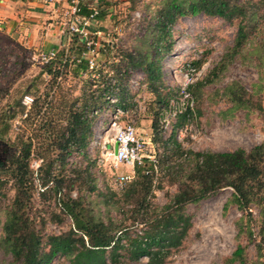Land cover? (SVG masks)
Listing matches in <instances>:
<instances>
[{"label": "rangeland", "instance_id": "1", "mask_svg": "<svg viewBox=\"0 0 264 264\" xmlns=\"http://www.w3.org/2000/svg\"><path fill=\"white\" fill-rule=\"evenodd\" d=\"M258 2L259 14L264 13V0ZM69 3L72 5L70 1ZM156 5L157 0H109L103 18H94L86 26V46L89 50L83 56L93 62L92 75L87 72L74 75L71 63V59L75 57L73 55L68 61L70 64L61 67V74L56 79L46 73L41 74L42 65L47 63L44 57L51 50L40 48L44 39L37 40L40 45L30 44L29 38L18 39L19 33L16 34V30L8 33L0 28V131L6 124L7 116L10 117V122L6 125L9 131L4 138H0L9 146L5 158L19 152L20 136L23 134L24 138L29 133L30 136H35V148L38 147V141L40 144L44 142L41 133L31 132L30 128L23 124L22 120L27 112L32 111L30 107L33 103L25 96L31 99L40 96L41 100L43 94L48 92L47 100L51 107L48 115L57 116L60 108L80 96L84 88L83 80L89 79L90 76V79L96 82L91 85L92 90L97 85L102 86L105 81L108 82L113 91L107 95L108 102L104 109L95 113L87 156L84 157L78 150L73 149L61 163L57 154L51 169L53 174L61 173L62 176L69 177L73 187L72 197L84 196L86 205L93 212L101 216H105L107 212L117 224L129 227L132 236L141 235L144 227L132 225L130 213L126 211L130 205L120 210L111 202V209L104 206V197L112 195L114 200H119L118 195L122 187L135 175V167L130 168L123 164L115 166L108 155L114 150V127L131 124L136 129L137 137L144 142L145 159L155 164L154 182L156 186H160L156 187L154 192L153 202L156 205H164L177 189L174 183L176 176L167 170V166L182 162L172 154L170 148H164L160 143L153 141L151 123L154 118L155 94L150 91L145 74L140 69H128L126 74L125 69L121 67L120 79L117 76L116 64L120 55L125 51L143 50L153 39L151 30ZM69 17V20L64 21V42H69L72 36V33L67 31L72 15ZM170 29L172 47L162 56L160 65L165 85L174 91L178 89L181 74L188 63L197 73L194 83L207 80V76H211L223 53L233 44L236 26L219 17L198 14L179 17ZM36 35L37 39L41 38L39 32ZM260 39V34H256L255 40ZM111 44L113 48H109L108 45ZM234 81L253 97V108L248 112L245 109L231 110V102L223 95V89ZM119 82L124 83L128 91L127 102L130 105L126 109L118 105L115 96ZM190 94L194 101L192 110L185 109V103L180 100L178 91L170 98L168 106L163 107L160 126L164 139L172 133L182 149L193 151H231L236 148L248 151L264 141V79L255 65L245 64L241 57H236L225 70L217 71L214 81L204 83L198 90L194 85ZM18 102L23 105L24 111L13 116L18 110ZM187 110L186 119L178 124V114ZM30 162L34 172L30 214L36 227L47 233L58 234L67 231L72 226V220L60 213L61 198L68 189L67 183L56 196L48 197L49 193L46 197L40 196L42 179L37 168L41 160L35 156V151L31 154ZM85 167L88 168L87 173ZM86 174L91 175L93 180L88 182ZM121 174L131 177L120 182L118 176ZM50 185L49 183L48 186ZM93 185L95 189L91 190ZM6 190L7 196L0 199V210L14 194L10 184H7ZM232 192L230 187H224L214 195L186 205V213L190 216L187 235L181 246L172 250L163 264H237L227 261L237 244L245 247L247 264H260L264 260V255L257 257L255 249V244L260 238L259 208L251 205L250 212L247 211L250 213V227L254 237V241H249L244 226L247 213L230 201ZM0 214L2 216V213ZM5 259H8V256L0 252V261ZM140 260L145 263L147 258L142 256ZM51 264L69 262L59 257Z\"/></svg>", "mask_w": 264, "mask_h": 264}, {"label": "trees", "instance_id": "2", "mask_svg": "<svg viewBox=\"0 0 264 264\" xmlns=\"http://www.w3.org/2000/svg\"><path fill=\"white\" fill-rule=\"evenodd\" d=\"M108 5L109 0H95V3L94 0H79L78 13L89 16L99 7L95 18L100 19ZM156 7L151 30L153 39L143 50L122 53L116 67L119 79L121 67L126 74L128 69H140L145 74L150 91L155 94L151 123L153 141L170 148L172 154L182 160L167 166V170L176 176V191L162 206L153 202L155 189L160 186L154 182L155 164L145 159L141 165L135 166L134 178L122 187L119 200H114L112 195L104 197V206L108 209H111L110 202L118 210L130 205L126 211L130 213L132 225L144 227L142 234L132 236L129 227L117 224L107 212L105 216L93 212L86 205L84 196H71L73 187L69 177L61 173L53 174L51 167L57 154L63 163L73 149L87 156L95 113L104 109L108 102L106 97L113 90L106 81L102 86L90 89L96 82L89 76V79L83 80L84 88L80 96L60 108L57 116L48 115L51 109L48 92L43 94L41 100L40 96H34L30 107L32 111L27 112L22 121L31 132L41 133L44 142L40 144L38 141V147H33L34 140H37L25 131L26 137H23L24 134L20 136L19 152L0 160V199L7 196V184L14 191L6 206L0 210V252L8 256L0 264H51L59 257L68 260L69 264H163L172 250L181 246L187 235L190 216L186 213V205L214 195L224 187L233 190L230 201L247 213L244 226L249 241H254L249 210L251 205L259 208L260 238L255 249L258 258L264 255V141L248 151L243 148L231 151L184 150L174 134L164 139L160 126L163 107L168 106L170 98L178 91H172L165 85L160 65L162 56L172 47L170 27L177 19L204 14L222 18L236 26L233 44L223 53L215 71L207 76V80L190 85V92L194 85L198 90L204 83L214 81L217 71L225 70L236 57H241L245 64L255 65L264 79V13L259 14L258 0H157ZM256 34H260V40H255ZM108 46L114 47L112 44ZM88 50L86 42L78 34L72 33L70 41L56 48L54 57L42 65L40 73L56 79L61 74V67H67L73 55L75 57L71 63L74 75L85 72L92 75L94 69H89L88 60L83 56ZM118 86L115 94L118 105L126 109L130 105L127 102L128 91L124 83L119 82ZM223 95L231 102V110L245 109L248 112L253 108L252 95L246 93L236 81L223 89ZM17 107L13 116L24 111L20 102ZM186 112L188 110L178 114V124L186 119ZM9 118L7 116L6 124L0 131V138H4L9 131ZM34 151L41 160L37 168L42 179L40 196L46 197L47 193L48 197L56 196L67 183L68 189L60 203V213L72 220V226L67 231L58 234L44 232L36 227L30 214L34 190V172L30 161ZM157 163L159 165V161ZM84 170L86 172L88 168ZM86 178L88 182L93 180L89 174H86ZM90 189L94 190L95 185ZM53 215L57 216L56 213ZM142 256L147 258L145 263L140 260ZM227 261L247 264L245 247L237 244ZM260 264H264V260Z\"/></svg>", "mask_w": 264, "mask_h": 264}, {"label": "crops", "instance_id": "3", "mask_svg": "<svg viewBox=\"0 0 264 264\" xmlns=\"http://www.w3.org/2000/svg\"><path fill=\"white\" fill-rule=\"evenodd\" d=\"M71 8L69 0L47 4L40 0H0V28L8 33L16 30L18 39L29 38L30 44L40 45L44 39L40 48L56 49L66 40L63 26L70 18Z\"/></svg>", "mask_w": 264, "mask_h": 264}, {"label": "built area", "instance_id": "4", "mask_svg": "<svg viewBox=\"0 0 264 264\" xmlns=\"http://www.w3.org/2000/svg\"><path fill=\"white\" fill-rule=\"evenodd\" d=\"M43 3H52L56 0H40ZM72 3L71 15L72 20H70L67 25V31L70 33H76L78 36L84 40L86 43L87 39V28L86 26L91 20H94L97 10L90 13L89 16H82L78 13L79 0H69ZM47 55H43L45 61H49L55 55V49L49 50ZM89 68H93L92 60L88 59ZM195 68L188 63L186 64L182 74L181 80L178 82V92L180 100L185 103V109L192 110L193 107V97L191 96L188 88L197 79ZM30 99L28 96H25ZM119 111V110H118ZM113 144L117 143L116 150L111 151L108 155L111 157L115 166L123 164L124 166L134 168L136 165H141L145 160L144 154V142L137 137L136 129L131 124L117 125L114 127L113 133ZM131 176L127 174H121L118 176L120 182L130 179Z\"/></svg>", "mask_w": 264, "mask_h": 264}, {"label": "water", "instance_id": "5", "mask_svg": "<svg viewBox=\"0 0 264 264\" xmlns=\"http://www.w3.org/2000/svg\"><path fill=\"white\" fill-rule=\"evenodd\" d=\"M8 143L2 139H0V160L5 159L6 150L8 148ZM117 143L114 144V150H116Z\"/></svg>", "mask_w": 264, "mask_h": 264}]
</instances>
